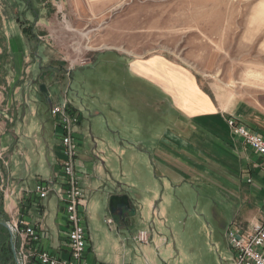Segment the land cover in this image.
I'll return each mask as SVG.
<instances>
[{
    "label": "rangeland",
    "instance_id": "obj_1",
    "mask_svg": "<svg viewBox=\"0 0 264 264\" xmlns=\"http://www.w3.org/2000/svg\"><path fill=\"white\" fill-rule=\"evenodd\" d=\"M29 5L0 0V33L9 20L28 28L30 60L41 58L47 72L45 78L37 76L36 84L49 82L53 102L63 98L67 84L56 80L57 71L71 69L69 98L82 111L84 127H113L108 109L97 115L103 101L124 118L126 141L182 127L186 119L162 89L133 71L156 57L191 69L225 103L254 104L264 128V0H43ZM39 70L38 63L30 69L35 77ZM44 110L52 130L50 106L44 104ZM102 196L96 195L98 209L89 225L94 251L105 263L229 264L231 251L220 223L200 230L182 222L171 230L158 223L156 211V223L150 224L151 207L149 220L145 209L131 228L118 231L108 222L111 214ZM195 205L199 212L212 206L232 212L215 184H200ZM141 230L149 231V244L133 239Z\"/></svg>",
    "mask_w": 264,
    "mask_h": 264
},
{
    "label": "crops",
    "instance_id": "obj_2",
    "mask_svg": "<svg viewBox=\"0 0 264 264\" xmlns=\"http://www.w3.org/2000/svg\"><path fill=\"white\" fill-rule=\"evenodd\" d=\"M26 2L30 6L32 2L42 3L43 0ZM22 27L9 20L0 33V186L4 210L8 218L20 217L28 222L43 217L45 231L41 244L66 257L68 254L63 250L65 212L55 195L39 199L34 191L38 182L52 183L55 187L61 182L64 158L61 129L47 97L40 90L42 83L36 84L37 76L45 78L47 72L42 71L41 58L40 62L30 60V45ZM37 63L40 70L35 77L30 69ZM147 65H139L141 71H133L160 87L186 123L149 139L142 134L135 141L122 138L126 128L122 123L124 118L108 101H103V109H98L97 115L105 114L108 109V122L113 127H84L82 111L69 98L71 69L67 73H56V80H67V84L63 98L52 101L53 104L68 100L81 114L76 127L80 150L76 169L86 200L89 257L94 263L111 264L102 261L94 251L89 220L96 217L97 193L104 197V191L109 193L115 186L131 194L140 215L147 210L146 219L151 218L149 211L153 208L151 225L156 223L155 211L158 223L171 230L182 222L199 226L200 230L213 222L220 223L231 251L228 261L233 264L234 251L227 237L228 229L233 226L250 233L264 220V158L233 133L227 120L235 116L264 134L262 115L252 103H225L211 89L205 88L191 69L156 57L148 60ZM47 85L49 88V82ZM44 104L50 106L52 130L47 128ZM151 128L146 131L151 133ZM135 134L140 135L137 131ZM203 183L216 185L217 193L230 204L231 214L214 211L213 206L212 210H197L195 199ZM109 219H113L111 225H118V231L135 224L118 221L113 215ZM137 235H133L136 242ZM162 241L164 238H160L159 243ZM157 249L160 255V245Z\"/></svg>",
    "mask_w": 264,
    "mask_h": 264
},
{
    "label": "built area",
    "instance_id": "obj_3",
    "mask_svg": "<svg viewBox=\"0 0 264 264\" xmlns=\"http://www.w3.org/2000/svg\"><path fill=\"white\" fill-rule=\"evenodd\" d=\"M51 112L61 129V147L64 154L61 162L62 179L57 187L52 183L38 182L34 191L39 199L55 195L65 212L66 236L63 250L68 256L60 255L41 244L42 232L45 231L43 217L32 222L20 217L8 218L10 238L12 236L15 242V264H103L94 263L89 257L86 200L76 169V160L80 153L76 127L81 114L73 109L68 100L53 104ZM227 121L233 133L264 158V134L235 116H230ZM108 222L113 223V219ZM227 237L234 251L233 264H264V220L254 226L250 233L241 232L231 226ZM136 240L139 243H148L149 231L141 230Z\"/></svg>",
    "mask_w": 264,
    "mask_h": 264
},
{
    "label": "water",
    "instance_id": "obj_4",
    "mask_svg": "<svg viewBox=\"0 0 264 264\" xmlns=\"http://www.w3.org/2000/svg\"><path fill=\"white\" fill-rule=\"evenodd\" d=\"M41 92L47 97L50 106L52 107L53 102L50 96V90L47 83H42L40 85ZM109 193L104 191L103 199L108 204V211L111 215L117 217L118 221L126 222L129 224H134V220L138 217V208L135 205V199L131 196L129 192H123L122 188L112 186ZM0 223L8 226V218L0 213ZM13 251L15 252V242L13 237L10 238Z\"/></svg>",
    "mask_w": 264,
    "mask_h": 264
},
{
    "label": "trees",
    "instance_id": "obj_5",
    "mask_svg": "<svg viewBox=\"0 0 264 264\" xmlns=\"http://www.w3.org/2000/svg\"><path fill=\"white\" fill-rule=\"evenodd\" d=\"M24 27V32L31 34L28 28ZM4 194L3 190L0 189V213L8 218L7 213L4 210ZM0 264H15L14 251L10 241V230L9 228L0 223Z\"/></svg>",
    "mask_w": 264,
    "mask_h": 264
}]
</instances>
